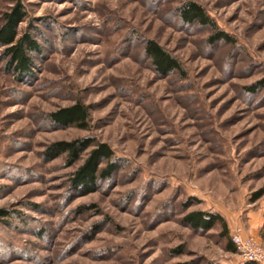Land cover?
Here are the masks:
<instances>
[{"label":"rangeland","instance_id":"1","mask_svg":"<svg viewBox=\"0 0 264 264\" xmlns=\"http://www.w3.org/2000/svg\"><path fill=\"white\" fill-rule=\"evenodd\" d=\"M184 1L21 0L18 31L42 50L19 78L0 47V210L11 212L0 216V264H248L228 248L238 228L264 248V196L254 200L264 188V84L246 89L264 82V0H195L232 44L184 25L174 12ZM14 2L0 0V26ZM147 38L185 75L160 77ZM76 101L90 106L89 128H54L46 115ZM91 136L112 146L120 169L76 194L78 165L43 153ZM194 210L220 213L229 236L220 224L189 228Z\"/></svg>","mask_w":264,"mask_h":264},{"label":"trees","instance_id":"2","mask_svg":"<svg viewBox=\"0 0 264 264\" xmlns=\"http://www.w3.org/2000/svg\"><path fill=\"white\" fill-rule=\"evenodd\" d=\"M180 21L184 25L206 26L212 29V34L207 38L211 44L219 41L234 43V38L226 31L219 28L214 18L207 12L206 8L195 0H187L175 8ZM27 8L21 0H15L14 5L2 15V24L0 26V47L4 46L5 54L8 58L7 67L14 75L20 77L32 76L34 61L31 53L41 52L42 48L32 33L25 32L20 34L19 26L27 19ZM144 54L149 57L154 71L161 77H167L175 72L185 75L186 70L178 56H174L161 43L154 39L147 38L144 41ZM264 82L259 85H248V92L257 91ZM90 106L81 101H76L70 106H63L58 110L49 112L46 116L50 124L57 129L79 127L89 128ZM49 161L63 155L69 165H78L71 174L70 189L76 194H90L98 190L99 184L109 181L120 169L119 160L115 157L114 149L107 142L97 140L96 137H78L74 140H59L48 144L43 153ZM79 162H81L79 164ZM264 196V188L254 194V200ZM190 202L185 203L189 207ZM11 214L9 210H0L1 217H7ZM183 222L194 231H210L216 225L220 224L224 230L225 236H229V227L226 220L220 213L205 212L194 210L184 214ZM229 250L236 252V246L232 239H228ZM182 249V247H181ZM181 249L177 252L181 253ZM248 264H256L248 263Z\"/></svg>","mask_w":264,"mask_h":264},{"label":"built area","instance_id":"3","mask_svg":"<svg viewBox=\"0 0 264 264\" xmlns=\"http://www.w3.org/2000/svg\"><path fill=\"white\" fill-rule=\"evenodd\" d=\"M231 238L246 262L264 264V248L254 238L244 235L242 228L232 233Z\"/></svg>","mask_w":264,"mask_h":264}]
</instances>
